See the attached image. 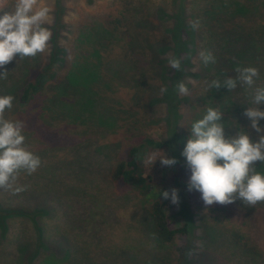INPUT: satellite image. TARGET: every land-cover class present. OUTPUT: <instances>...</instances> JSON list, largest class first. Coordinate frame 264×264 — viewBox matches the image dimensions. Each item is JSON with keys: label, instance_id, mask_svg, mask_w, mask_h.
Returning <instances> with one entry per match:
<instances>
[{"label": "rangeland", "instance_id": "374dc122", "mask_svg": "<svg viewBox=\"0 0 264 264\" xmlns=\"http://www.w3.org/2000/svg\"><path fill=\"white\" fill-rule=\"evenodd\" d=\"M61 1L65 28L60 42L69 50V89L44 87L30 104H19L15 91L26 75L46 66L49 44L35 57L17 54L4 67L6 79H0V95L15 98L5 118L24 123L25 144L41 159L34 173L21 171L11 188H0L5 202L31 213L8 219L5 233L0 229V264H264V202L249 206L236 199L206 206L200 192L188 190V166L179 170L158 158L162 153L171 158V145L184 148L192 123L208 107L224 113L226 135L243 129L257 138L243 115L252 106V90L239 82L231 91L208 86L235 78L236 68L247 66L259 71L255 86H264V10L248 7L244 0ZM0 3L11 8L15 0ZM40 3L51 9L50 28L55 0ZM180 4L187 24L173 41L169 30L176 20L171 14ZM120 11L127 23L109 31L107 20ZM250 11L257 17L247 27L255 32L244 37L247 43L238 31L224 35L211 23L217 16ZM176 41L183 44L179 59L188 61L184 83L189 94H179L177 113L169 117L159 85L163 70L172 72L168 61L176 54ZM203 49L213 53L215 63L200 60ZM137 79L146 93L136 86ZM259 108L264 111V104ZM259 125L264 127V119ZM144 136L166 145L159 151L142 149L141 161L158 191L178 189V204L160 200L169 227L187 229L165 246L153 237L146 202L109 177L127 148ZM150 157L157 158L152 165ZM255 167L264 174V164L257 161ZM18 186L26 190L15 192Z\"/></svg>", "mask_w": 264, "mask_h": 264}, {"label": "clouds", "instance_id": "9594fccd", "mask_svg": "<svg viewBox=\"0 0 264 264\" xmlns=\"http://www.w3.org/2000/svg\"><path fill=\"white\" fill-rule=\"evenodd\" d=\"M51 9L41 5L40 0H15L14 6L0 3V68L19 55V58L35 57L47 50L52 38L50 23ZM194 29L199 21L192 22ZM200 60L208 65L216 59L210 50L199 52ZM173 70H180L181 60L171 56L168 61ZM238 75L223 81L213 80L209 88H226L234 90L237 84L252 90V106L246 107L243 113L250 121V128L257 133L255 140L250 133L241 129L235 135L225 134L222 122L223 112L216 107H208L202 118L191 125L181 155L185 158L191 171L187 181L188 190L200 192L206 206L214 203L228 205L240 199L249 206L264 202V174L257 171V161L264 164V127L259 120L264 119V111L259 105L264 104V86H255L259 71L252 66L237 67ZM8 71L0 72V79H6ZM181 96L189 94L187 85L177 82L175 85ZM161 94L167 87H161ZM14 97L0 95V188H11L18 174L25 171L34 173L41 165V159L30 151L25 144L24 123L19 120L5 118L6 109L13 106ZM164 166H174L175 158H168L162 153L158 157ZM157 158H149L152 163ZM26 190V186H18L15 192ZM172 204L179 203L178 189L172 188L159 193Z\"/></svg>", "mask_w": 264, "mask_h": 264}, {"label": "trees", "instance_id": "16d2710c", "mask_svg": "<svg viewBox=\"0 0 264 264\" xmlns=\"http://www.w3.org/2000/svg\"><path fill=\"white\" fill-rule=\"evenodd\" d=\"M243 2L248 7L257 6V10H264V0H244ZM63 11L64 6L62 5V1L55 0V14L53 16V23L50 26L52 38L49 41L50 51L48 55V63L40 73L31 72L26 75L21 87L15 91L20 105H28L34 99H37L41 95L44 87L56 88L61 86L64 90L69 89L66 84L69 79V70H66L71 65V63L67 62L69 50L67 46H64L60 42L62 38V32L65 28ZM252 11L247 13V15H239L243 13H238L229 17L217 16L211 20V23L215 26L216 30L223 32L224 35H234L232 32L238 31V34L242 37V40L247 43V41L244 40V37H253L255 34L252 28H247L250 21L253 22V18L257 17V15L251 14ZM171 15L176 20V23L174 26H172L173 28L170 29L169 32L173 37V41H175L174 39H179L180 34L183 32V30H185L184 27L187 24L184 5H178L174 13ZM227 18L233 19L225 21ZM126 23L127 16L123 11H120L116 16L109 17L106 22V26L109 31L114 32L119 28H123ZM166 23L167 22H163V24ZM105 34L108 33L105 32ZM99 38L102 39L103 37L99 36ZM181 45L183 44H178V41L175 42V56L177 58H179L178 53L182 49ZM186 65H188V61L184 59L181 60L180 70L172 69V72H168V70L165 69L162 73L159 91L161 87L166 86L167 92L163 94L160 92L159 98L161 103H163V105L168 109L167 112L169 117H175L177 113V105L181 102L175 85L177 82H184V78L186 76ZM4 70L5 68H3V71ZM136 83V86L141 87L142 85L144 92L146 87L144 82L137 79ZM146 92L147 91L145 90V93ZM90 102H92V100ZM165 146V143L151 138L150 136H144L140 138L136 143L130 145L127 148L123 159L116 161V163L112 166L109 176L110 180L113 182H120L136 196L146 202L152 221L153 237L156 241L164 246L171 244L176 236L185 235L187 229L185 226L178 229H171L169 227L168 217L165 210V202L160 200L161 195H159V193L162 191H158L153 176L146 173L141 161V150L147 149L150 151H159L164 149ZM171 146L172 147L170 148L172 149L170 156L171 158H175L177 160V163L173 167H176L179 170L184 169L187 166V163L185 158L181 155L183 149H178L177 145ZM1 193L2 191H0V194ZM29 214L31 213L26 207L18 204H8L0 197V229L3 233H5L7 230L6 224L8 219L19 216L29 217Z\"/></svg>", "mask_w": 264, "mask_h": 264}]
</instances>
